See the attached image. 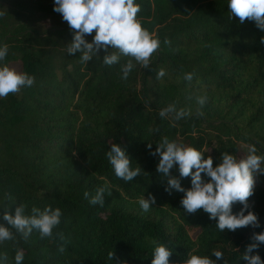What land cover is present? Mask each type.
I'll list each match as a JSON object with an SVG mask.
<instances>
[{"label": "trees", "instance_id": "1", "mask_svg": "<svg viewBox=\"0 0 264 264\" xmlns=\"http://www.w3.org/2000/svg\"><path fill=\"white\" fill-rule=\"evenodd\" d=\"M135 2L137 19L160 47L149 68L133 61L136 67L123 80L121 65L130 57L120 54L118 63L104 64L107 53L119 54L111 46L89 62L80 60L79 51L68 53L73 30L54 11L55 0H0V47L8 48L0 66L34 78L32 86L0 97V225L13 233L0 241V264H16L18 249L22 264H152L153 240L169 248L170 264H182L188 252L216 260L212 249L223 253L217 264H248L243 254L252 235L264 233V174L254 173L245 212L258 217L259 227L221 232L218 218L203 209L185 211L184 192L166 191L167 178L157 171L160 157L151 154L167 136L201 151L204 159L211 156L213 167L224 152L239 159L252 145L264 157V30L231 16L228 0ZM34 18L51 24L42 29ZM94 36L85 39L91 43ZM161 69L165 75L157 79ZM205 95L204 115L197 118L196 97ZM169 105L192 115L162 118ZM114 143L126 151L130 168L141 167L132 181L117 178L107 159ZM170 173L186 190L192 187L178 164ZM99 187L107 188L103 207L89 203ZM149 194L156 203L145 212L138 201ZM20 204L26 215L33 207L61 209L54 237L41 238L33 229L25 238L12 229L3 216L15 215ZM242 208L235 203L233 213ZM251 254L264 260V243Z\"/></svg>", "mask_w": 264, "mask_h": 264}, {"label": "clouds", "instance_id": "2", "mask_svg": "<svg viewBox=\"0 0 264 264\" xmlns=\"http://www.w3.org/2000/svg\"><path fill=\"white\" fill-rule=\"evenodd\" d=\"M228 7L231 16L238 17L241 24L246 20L254 21L260 30H264V0H228ZM54 11L62 14L63 20L73 30V39L68 44V53L81 52L82 62H89L94 56H99L102 48L107 53L109 46L118 50L119 54L114 51L107 53L103 57L104 64L111 66L118 63L120 54L130 57L121 65L123 80L128 79L136 63L145 69L149 68L153 53L160 47L159 39L145 29L141 21L137 19L140 5L135 0H55ZM93 31L95 36L90 43L85 39V34L91 35ZM261 43H264V37L261 38ZM7 51V45L0 47V61L5 59ZM164 75L165 71L159 70L157 79ZM185 79L191 81L193 74H186ZM33 83L34 78L27 74L18 73L7 65L0 66V97L19 92L22 86L30 87ZM206 102V95L196 97V103L200 106L195 113L197 118L204 115L201 109ZM170 113H175L176 120L192 115L190 110L177 111L174 105L162 109L159 115L163 118ZM148 148H152L151 143L148 144ZM256 153L257 149L254 145L248 148L246 157L239 159L229 152H224L221 156L222 162L213 167L211 156L204 159L203 153L196 148L179 144L164 136L157 144L155 152L151 154L160 157L157 171L167 178L166 191L184 192L185 196L181 204L185 211L191 214L203 209L205 213L210 214V219L218 218L216 226L223 232L225 229L235 231L249 225L259 227L258 217L253 212L245 215L249 208L248 199L253 194L255 185L254 173L264 174V167H262L264 157ZM106 155L117 178L129 182L140 175L141 167L130 168V158L119 144H112ZM177 164L181 178L191 176L190 189L183 188L180 178L171 175L170 170ZM193 169H195L194 172ZM202 173L211 178L210 182L204 181ZM106 191V187L97 188L89 203L103 207ZM108 195L111 193L108 192ZM84 196L89 198V193L85 192ZM237 202L241 203L243 208L238 214H234L233 205ZM138 203L143 211L148 212L156 203V198L149 194L147 199L145 196L141 197ZM62 215L61 209H53L50 205L43 210L33 207L31 215H26L25 206L20 204L15 209V215L5 211L3 219L25 238L32 233L33 229L39 231L41 238H53V230L60 225ZM56 235L61 240L64 239L63 233H56ZM11 239H13V233L10 228L0 225V241ZM251 240L253 243L247 246L243 259L248 264H264L259 254H251L259 248L261 243H264V233H254ZM152 244L155 246L152 264H170L169 257L172 253L169 248L157 240H153ZM60 250L63 252L64 247L61 246ZM212 255L216 257V260L209 256H199L188 252V258L183 260L182 264H217L223 259V253L219 250L212 249ZM113 257L114 252H109L108 259L112 260ZM6 258V256L3 257L5 260ZM23 259L24 253L18 249L15 255L16 264H22ZM117 264H127V261L117 262ZM224 264H227V261H224Z\"/></svg>", "mask_w": 264, "mask_h": 264}, {"label": "rangeland", "instance_id": "3", "mask_svg": "<svg viewBox=\"0 0 264 264\" xmlns=\"http://www.w3.org/2000/svg\"><path fill=\"white\" fill-rule=\"evenodd\" d=\"M34 24L39 25L42 29L48 27L51 24L50 20L38 21L35 18L32 20ZM17 71V70H16Z\"/></svg>", "mask_w": 264, "mask_h": 264}]
</instances>
